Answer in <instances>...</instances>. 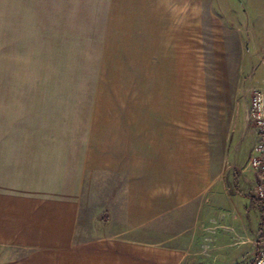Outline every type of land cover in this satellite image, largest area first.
Masks as SVG:
<instances>
[{"label":"crops","instance_id":"crops-1","mask_svg":"<svg viewBox=\"0 0 264 264\" xmlns=\"http://www.w3.org/2000/svg\"><path fill=\"white\" fill-rule=\"evenodd\" d=\"M166 1L0 0V264H199L200 225L229 250L198 220L207 176L183 166L181 133L167 146L150 117L119 127L65 104L75 89L52 84L100 81L105 40L125 14L175 42L157 13L165 26ZM173 204L186 208L167 225ZM227 211L225 226L239 231Z\"/></svg>","mask_w":264,"mask_h":264},{"label":"rangeland","instance_id":"rangeland-1","mask_svg":"<svg viewBox=\"0 0 264 264\" xmlns=\"http://www.w3.org/2000/svg\"><path fill=\"white\" fill-rule=\"evenodd\" d=\"M157 13L161 30L173 31L178 38L175 42H166L163 32H151L153 27L138 23L142 17L125 14L116 27L119 32L106 37L100 81L52 84H58V90L68 84L75 89L77 96L64 99L65 104L77 109L91 106L92 115L119 123V127L126 121L121 127L132 130L135 126L130 122L150 117V131H165L167 146L179 142L181 133L183 166L193 164L194 171L207 176L198 191V220L203 224L209 219L216 239L230 247L211 245L208 235L212 229L200 225L199 264L208 260L249 264L262 235L258 201L251 209L247 207L248 197L255 198L258 178L248 163L257 133L247 109L250 91L264 89V0H167L166 23L178 25L175 31L169 24L163 26L162 9ZM50 84L40 82L39 89ZM155 117L159 118L153 120ZM160 118L165 128L154 126L153 121L159 123ZM185 208L167 207V225L183 215ZM229 209L237 211L236 217L241 219L239 231L224 224ZM234 217L230 215L231 220Z\"/></svg>","mask_w":264,"mask_h":264},{"label":"built area","instance_id":"built-area-1","mask_svg":"<svg viewBox=\"0 0 264 264\" xmlns=\"http://www.w3.org/2000/svg\"><path fill=\"white\" fill-rule=\"evenodd\" d=\"M247 118L255 127L257 140L251 147L248 163L258 172L255 182V199L262 208V235L258 241V250L249 264H264V90L253 88L250 91Z\"/></svg>","mask_w":264,"mask_h":264},{"label":"trees","instance_id":"trees-1","mask_svg":"<svg viewBox=\"0 0 264 264\" xmlns=\"http://www.w3.org/2000/svg\"><path fill=\"white\" fill-rule=\"evenodd\" d=\"M255 201H256V199L254 197H249V206L253 207L255 205ZM261 211H262V208H261Z\"/></svg>","mask_w":264,"mask_h":264}]
</instances>
